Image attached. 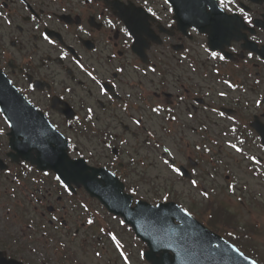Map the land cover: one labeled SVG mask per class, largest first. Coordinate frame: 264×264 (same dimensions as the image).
Returning <instances> with one entry per match:
<instances>
[{
    "label": "flooded vegetation",
    "instance_id": "obj_1",
    "mask_svg": "<svg viewBox=\"0 0 264 264\" xmlns=\"http://www.w3.org/2000/svg\"><path fill=\"white\" fill-rule=\"evenodd\" d=\"M113 1L92 0L89 4L87 0H0V73L50 123L67 134L87 161L114 169L131 188L148 185L146 153L134 152L129 145L146 137L132 120L141 119L144 125L159 122L161 136L167 137L165 118L169 116L174 134L198 136L201 141L195 143V151L202 152L213 141L210 136L202 137L212 133V91L220 104L219 112L224 113L226 179L229 185H235V192L229 191L230 206L237 208V196L243 197L248 206L256 201L264 203V115L255 107L257 99L264 100V0H235L230 15H235L237 26L241 25L243 17L236 9L243 8L255 25L253 36L245 54L234 56L231 62L218 59V63L212 61L206 37L197 30L177 27L168 10L171 7L164 0H148L147 4L133 0L156 14L147 11L151 15L150 32H143V40L149 43V66L133 52L134 37L129 39L121 31L127 27L110 7ZM107 20L115 27H110ZM44 34L56 43H47ZM118 68L123 71H116ZM89 71L99 85L87 75ZM224 80L237 87L230 89ZM101 85L109 90L111 99L99 94ZM220 91L228 95L222 98ZM3 96L6 99L8 92ZM199 97L205 102L198 103ZM157 105L162 109L159 114L151 111ZM89 106L96 114L93 121L85 119ZM5 117L0 111V128L5 131L0 136V264H52L53 259L49 260L46 253L53 247L43 235L45 226L38 207L39 181L34 180L35 170L11 147V128ZM230 117L235 118V124ZM233 127L235 132L231 131ZM120 139L128 143L121 145ZM114 142L121 145L122 151L117 147L116 154L123 155L128 169L105 147ZM230 143L242 147L244 153L229 148ZM89 153L94 155L90 157ZM252 156L259 163H254ZM49 225L54 226L51 221ZM252 239L261 242L263 238Z\"/></svg>",
    "mask_w": 264,
    "mask_h": 264
},
{
    "label": "snow or ice",
    "instance_id": "obj_2",
    "mask_svg": "<svg viewBox=\"0 0 264 264\" xmlns=\"http://www.w3.org/2000/svg\"><path fill=\"white\" fill-rule=\"evenodd\" d=\"M87 3L91 4L92 3V0H87ZM144 3L147 4L148 3V0H144ZM164 3L165 4H168L169 3V0H164ZM208 4L210 5V8L208 10V12L206 13V16L208 17V22L209 24H211L212 26H214V28L216 29L217 33H218V39H219V44L217 46H220L222 44H225V43H228V41L232 38H235V34H236V31H237V19L235 17V15H230V13H233V7L232 5L235 4V0H208ZM115 7H120L119 3L117 2V4L115 5ZM219 9V11H216V9ZM169 11H171L172 9L169 8L168 9ZM240 14H242V17H243V23L244 24H248V25H251L252 24V20H251V17L249 16V14L247 12H245V10L243 8H237L236 9ZM147 11L149 13H151L153 16H155V12H153V10L151 8H148ZM107 24L110 26V27H115V25H113L112 21L111 20H107ZM83 26H81V31H83ZM195 31V29H193ZM121 31H123L126 36L131 39L133 36H134V32L132 31H129L127 28H123L121 29ZM44 40L47 41V43L49 44H55L56 42L52 39H50V36L48 34H44L43 36ZM124 44L127 46L128 44V40H125L124 41ZM206 51H208V49H206ZM233 52L236 51L235 48L232 49ZM210 56L213 60H225L226 57L224 55L221 54V52H218V51H210ZM252 56V53L249 52L248 53V57L251 58ZM77 62V65L81 68H83V65L80 64L79 60L76 61ZM153 73L156 72V68L155 67H152L150 69ZM116 71H123L122 68H118L116 69ZM87 75L89 77H91V79L93 81H95V83L97 85L100 84V81L96 79V76L93 75V72L89 71L87 73ZM224 83L226 85H228V87L230 89H235L237 87V85L231 83L230 81L228 80H224ZM257 84H259V81H256ZM115 87V86H113ZM68 91H71L70 89ZM98 92L101 96H104V97H108L109 99H111V97L108 95L109 93V90L106 89L104 86H100L98 88ZM218 95L220 97H226L228 95V93L226 91H220L218 93ZM180 99L182 100L183 97H180ZM255 107L256 109L260 110V113L261 115H264V100H261V99H257L255 101ZM161 106L160 105H157L156 107H153L151 109V111L153 113H156V114H159L161 112ZM0 111H3L2 109H0ZM171 111V110H169ZM213 111H215V109H213ZM95 112H94V109L93 107L89 106L85 109V119L88 120V121H93L94 120V117H95ZM221 116H224V113L221 112L220 113ZM77 120H79L80 118L77 117L76 118ZM173 120L176 119L175 116L172 117ZM230 119L233 120V123L235 124V118L234 117H230ZM5 123L7 124V127L11 128L13 126V123H12V118L11 116H6L5 117ZM69 124H71V121L68 122ZM132 123L134 125H136L137 127L139 128H142L143 131L146 132L147 134V137H152L153 136V133L152 132H149L147 130V128L143 127V121L141 119H133L132 120ZM92 127H95V123L92 124ZM231 131L235 132L236 131V128L233 127L231 129ZM261 134L264 135V129L261 130ZM5 135V131L3 128H0V136H4ZM108 137L107 135L105 136V140H107ZM120 144L121 145H126L128 143V141L124 140V139H120ZM244 141H240V144H243ZM105 147L106 148H111L112 147V144L111 143H106L105 144ZM155 147L156 148H160L161 145L159 142H157L155 144ZM197 147V150H199V145L196 146ZM229 148L231 149H234L235 152L237 153H241L243 154L244 153V149L242 147H239L237 144H233V143H230L228 145ZM205 150L206 151H210V149H208L206 146H205ZM163 152L167 154V156L169 158H164L162 159V164L164 166H166V170L169 171L171 174H173L175 177H184L185 173L184 171L182 170V166L178 165L177 164V155H174L173 154V151L170 149V148H163ZM92 155H94L93 153H89V156L91 157ZM117 160H119V156L117 155ZM254 163H259V161L257 160V158L255 156H252L250 158ZM56 162L57 164L60 165L59 168H57V171L59 174L55 175L54 176V180L57 182V184L59 185V187L61 189H63V191L65 193H67L69 196H71L73 194V191H72V188L70 186V183H71V180L72 179H75L76 176L83 172V171H86L87 168L86 166L88 165L89 161H85L83 159V155L82 154H79L78 153V159L77 160H72L71 158H69L66 154V151L64 152H61L60 155L58 157H56ZM50 166L52 167H55V165H52L50 164ZM24 168L27 169L29 172L31 171V169L29 168L28 164H25L24 165ZM8 174L11 175V169H9L8 171ZM49 173L48 172H44V176H48ZM111 175L113 177L117 176V173L114 171L111 173ZM68 181V182H66ZM16 183L19 184L20 183V180L17 179L16 180ZM190 184H191V187L192 188H199V184H198V181L195 180V179H192L190 181ZM228 189L230 192H235V185H228ZM12 192L15 193V189H12ZM130 192L133 196L135 195H138V189L136 187H132L130 189ZM200 195L202 197H204L205 200H210L211 199V196H210V193L208 191H200ZM165 201L168 199V196L165 195L162 197ZM241 200V203H243V198L241 197L240 198ZM137 203H139V201H137ZM81 207L83 208V210L85 212H87L89 209L87 207V205H81ZM155 208L156 209H159L160 208V205L159 204H156L155 205ZM8 212L10 213L11 210L9 209ZM182 212H183V216L185 217H188L191 215V212L188 210V209H182ZM154 213L152 212V210H148V212H144V211H140L138 213V215L142 218H147L151 215H153ZM155 215L159 216V213H155ZM214 213H213V216H210L209 219L211 220L212 218H214ZM57 217L53 216L52 217V220H56ZM85 223L86 225L88 226H91V225H94L95 224V220L92 219V218H87L85 220ZM125 223L124 220H121L120 221V224L123 225ZM28 228L30 229L31 228V225H28ZM0 230H2V225H0ZM99 231L101 233H105V235H107L111 242L113 243L115 249L118 251L119 253V256L123 259L124 261V264H131V261L129 260V257L125 254V251H124V245L121 243V241L117 238V236L111 232V231H108V232H105V229L103 227H101L99 229ZM160 229H157V233H159ZM43 235L47 236V233H43ZM228 236L229 237H233L234 236V232L230 231L228 232ZM153 239L157 242V243H163V241L161 240V237L156 234L153 236ZM64 245L62 244L61 247H63ZM165 246H170V245H165ZM217 248L219 247L218 245L216 246ZM231 250L232 253H234L237 257L241 258L243 261H246L247 264H258V261L255 259V258H250L248 255L245 254L244 251H242L239 247L236 246L235 243L231 244L228 246ZM32 251H35V249H32ZM101 255L100 251H96L95 252V256L99 257ZM139 257L142 261H148V260H151V257L145 253V252H139Z\"/></svg>",
    "mask_w": 264,
    "mask_h": 264
},
{
    "label": "rangeland",
    "instance_id": "obj_3",
    "mask_svg": "<svg viewBox=\"0 0 264 264\" xmlns=\"http://www.w3.org/2000/svg\"><path fill=\"white\" fill-rule=\"evenodd\" d=\"M166 140V139H165ZM164 140V141H165ZM169 146H171V148L173 149V151L175 152V145L173 143V140L171 138H168L167 141ZM147 153V152H146ZM176 153V152H175ZM177 154V153H176ZM178 158L179 156H182L180 153L179 155L177 154ZM185 158V157H183ZM151 162H152V166L150 167V173L152 175H154V179H156V182H160L162 183V174H167L169 175L170 172H168L166 170V168L164 167V165L162 163H160L156 157H154L153 155H151ZM158 185H161L162 187V190L164 188L163 186V183L162 184H158ZM157 185V186H158ZM177 188L180 190V191H183L182 193V201L181 202H184L187 206L190 207V204L192 203V201H195L196 199H194L192 196L195 195V191L194 189H192L190 187V185H188L187 183L185 182H180V183H177ZM190 195V196H189ZM199 200V199H197ZM228 203L230 204V200H228ZM125 242H128L130 243L131 242V238H130V234L127 233L126 231L123 232L122 236H121Z\"/></svg>",
    "mask_w": 264,
    "mask_h": 264
}]
</instances>
